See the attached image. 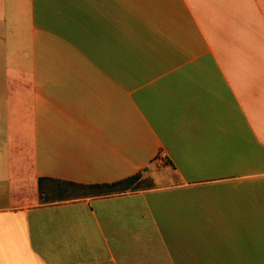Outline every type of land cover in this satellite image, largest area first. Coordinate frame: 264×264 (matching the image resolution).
Instances as JSON below:
<instances>
[{
    "label": "crops",
    "instance_id": "obj_1",
    "mask_svg": "<svg viewBox=\"0 0 264 264\" xmlns=\"http://www.w3.org/2000/svg\"><path fill=\"white\" fill-rule=\"evenodd\" d=\"M262 258L264 0H0V264Z\"/></svg>",
    "mask_w": 264,
    "mask_h": 264
},
{
    "label": "trees",
    "instance_id": "obj_2",
    "mask_svg": "<svg viewBox=\"0 0 264 264\" xmlns=\"http://www.w3.org/2000/svg\"><path fill=\"white\" fill-rule=\"evenodd\" d=\"M148 171L146 167L133 176L110 184H79L42 178L38 181L39 200L41 203H53L156 188V177L153 173L147 174Z\"/></svg>",
    "mask_w": 264,
    "mask_h": 264
},
{
    "label": "rangeland",
    "instance_id": "obj_3",
    "mask_svg": "<svg viewBox=\"0 0 264 264\" xmlns=\"http://www.w3.org/2000/svg\"><path fill=\"white\" fill-rule=\"evenodd\" d=\"M149 171L147 174L153 173L155 176L163 171L161 165L156 164V162H153L148 166ZM264 260V258H262Z\"/></svg>",
    "mask_w": 264,
    "mask_h": 264
},
{
    "label": "built area",
    "instance_id": "obj_4",
    "mask_svg": "<svg viewBox=\"0 0 264 264\" xmlns=\"http://www.w3.org/2000/svg\"><path fill=\"white\" fill-rule=\"evenodd\" d=\"M163 158H164V157L161 156L159 159H157L156 164H158V165L161 164Z\"/></svg>",
    "mask_w": 264,
    "mask_h": 264
}]
</instances>
